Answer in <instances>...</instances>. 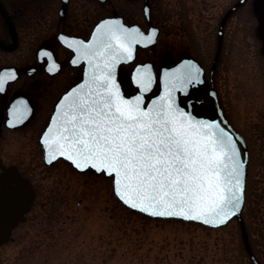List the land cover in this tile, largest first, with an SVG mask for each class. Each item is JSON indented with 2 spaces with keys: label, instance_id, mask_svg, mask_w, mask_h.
Returning <instances> with one entry per match:
<instances>
[{
  "label": "rangeland",
  "instance_id": "374dc122",
  "mask_svg": "<svg viewBox=\"0 0 264 264\" xmlns=\"http://www.w3.org/2000/svg\"><path fill=\"white\" fill-rule=\"evenodd\" d=\"M235 1L152 0L162 32L149 56L160 65L194 55L206 68L209 80L219 25ZM256 2H245L227 20L214 79L226 117L249 147V180L255 190L249 191L252 200L246 207V219L255 221L251 231L258 238L256 246L262 249L264 51L260 52L257 35L264 28L258 27L254 16ZM208 90L209 83L202 87V95ZM202 110H216L212 99ZM45 177L26 221L0 246V264H249L235 221L215 230L192 221L141 215L118 204L111 178L92 170L79 173L65 163ZM58 215L62 223L56 220ZM48 221L59 225L44 228ZM53 236L60 251L42 255Z\"/></svg>",
  "mask_w": 264,
  "mask_h": 264
},
{
  "label": "flooded vegetation",
  "instance_id": "af4514ba",
  "mask_svg": "<svg viewBox=\"0 0 264 264\" xmlns=\"http://www.w3.org/2000/svg\"><path fill=\"white\" fill-rule=\"evenodd\" d=\"M144 4L145 0H0V184L4 183L1 190L6 206L4 219L14 223L9 239L17 226L26 221L45 175L62 163L69 164L63 158L47 163L41 135L58 99L84 76L85 62L80 61L74 47L75 37L88 39L95 24L108 16L145 31L157 26L160 37L162 27L152 0L148 13ZM135 39L136 35L126 38ZM156 45H138L133 60L120 64L118 79L126 95L139 90L135 80L149 81L134 76L137 64L151 62L156 69L157 85L148 94L149 98L159 88L160 67L180 59L159 65L149 56ZM148 68L150 72V65ZM204 86L201 83L191 87L189 94L181 95L180 100L195 114L213 117L216 110H202V105L212 99L205 97L207 93L202 95ZM212 102L216 109L213 99ZM248 165L250 177V160ZM251 186L248 180L244 225L238 217L228 224L235 221L239 226L241 246L249 264H256L252 255L264 264V257H261L264 248L256 246L258 238L252 232L255 221L246 219V207L252 200L250 188L254 189Z\"/></svg>",
  "mask_w": 264,
  "mask_h": 264
},
{
  "label": "snow or ice",
  "instance_id": "6c2138e0",
  "mask_svg": "<svg viewBox=\"0 0 264 264\" xmlns=\"http://www.w3.org/2000/svg\"><path fill=\"white\" fill-rule=\"evenodd\" d=\"M110 36L121 39L115 31ZM118 47L131 58L129 47ZM101 86L104 91L73 101L62 113L64 127L55 141L59 154L81 170L90 166L113 175L117 194L140 211L185 219L215 215L222 223L229 214L224 206H238L233 188L240 187V164L234 146L213 131L219 125L193 122L171 105L165 111L141 110L139 97L123 100L111 85Z\"/></svg>",
  "mask_w": 264,
  "mask_h": 264
},
{
  "label": "water",
  "instance_id": "95a60500",
  "mask_svg": "<svg viewBox=\"0 0 264 264\" xmlns=\"http://www.w3.org/2000/svg\"><path fill=\"white\" fill-rule=\"evenodd\" d=\"M245 1L246 0L237 1L225 13L218 31L219 42L213 67L211 69L210 83L212 88L209 91V95L214 98L218 108V115H216L214 118H210L208 116H198L191 110L184 108L180 102V94H188L191 87L197 86L199 83L205 84L207 82L205 78V68L192 56H183L175 64L161 66L160 91L153 95L149 101L146 99V94L151 92L156 84V73L153 70L152 73H150L151 75H149L148 83L139 84L135 82L136 84L140 85L141 90L139 93L132 96H126L124 94L121 84L118 80V68L122 62H129L133 60L138 45L150 46L157 42L159 33V29L157 27H150V29L145 32L140 28L136 29L135 26L129 27L124 25L120 19L118 20L112 17H105L96 23L88 40L76 38L75 40L78 39V41H81L79 46L76 43L74 47L77 49L80 61L85 62L84 77L81 81L62 94V96L58 99L49 124L41 135V142L44 147V156L47 163L49 164V160L52 162L53 160L62 157L69 161L77 171L83 172L91 168L90 166L85 167L83 170L77 168L71 160L66 158V156H61L59 154V144L55 141L60 134V130L62 127H64V117L62 113L68 110V106L72 104L73 101L79 100L80 98H88L90 95L94 96L97 90L104 91V88L101 85L109 84L113 87L114 91L118 92L120 98L123 100L135 101L137 97H139L141 110H150L155 108L158 111H165L167 110L168 105H171L173 110L183 112L185 116H187L193 122L219 125V127L217 129H213V131L217 137L222 136L226 142H230L234 146L237 152L236 159L240 164V187L239 189L233 188L235 194L239 196L238 206H234L233 204L224 206V210L229 214L223 218L222 223L218 222L220 218L216 217L215 215H209L197 219H185L182 216H154L150 215L148 212L140 211L138 208H133L126 204L124 200H122L117 194L118 185L115 183L113 175H109L106 171H97L95 169L98 173L103 172L107 177H111L112 187L116 197L130 209L154 218H179L186 221H195L211 227L224 226L234 217H239L240 221L243 223L242 211L246 200V184L248 176V148L244 136L232 126V124L224 115L223 109L219 102L218 93L214 88V69L222 49L224 24L230 14ZM144 10L147 13L150 11L149 0H146ZM109 26H111V29ZM122 30L128 33H136V39L134 41L126 40L127 37L123 35ZM111 31H115L117 35L121 36L120 41L111 39ZM153 31L156 34L155 38L152 41H148L146 37ZM120 43L131 49L130 59L128 58L127 54L119 52L118 45ZM109 45H111V47H109ZM146 64L151 63L146 62L139 64L136 67L135 73L142 75V72L146 71ZM193 77L195 78V82L189 83V80ZM97 78H103V80H98ZM46 138L48 143H45ZM49 145H51V147H49ZM242 146L244 151L242 150ZM53 156L55 158H52ZM233 184H235V181H233ZM3 185L4 183L0 184V244L8 240L11 228L14 224L13 222H7V220L4 219L6 206L4 203V197L1 194ZM204 219H209L213 222L205 223ZM252 257H254L256 264H261L254 255H252Z\"/></svg>",
  "mask_w": 264,
  "mask_h": 264
},
{
  "label": "trees",
  "instance_id": "16d2710c",
  "mask_svg": "<svg viewBox=\"0 0 264 264\" xmlns=\"http://www.w3.org/2000/svg\"><path fill=\"white\" fill-rule=\"evenodd\" d=\"M256 1L257 2L255 3V7H254V10H253L254 16L256 17V19L259 20L258 27L259 28H262V27L264 28V0H260L259 2H258V0H256ZM257 38L260 41V47H261L260 52L263 53V51H264V32L258 33ZM118 204L122 205L119 201H118ZM56 220H59V222L62 223V221H61L62 219L60 220V215H58ZM46 224H47V222H46ZM46 224H45L44 228L45 227L46 228L51 227V230H52V229H54L57 226L58 223H56L54 221L53 225H51V224H49V221H48V224L47 225ZM36 249H41V247L36 248ZM45 249H46V251L45 250L42 251V255H44V253H46V252H47L46 254H50V253H55V252H59L60 251V247L58 246V240L56 239V236H53L52 240L50 242L45 243ZM31 252L33 253L34 251H31ZM40 252L41 251H39V252L35 251L34 254L35 253H40Z\"/></svg>",
  "mask_w": 264,
  "mask_h": 264
},
{
  "label": "bare ground",
  "instance_id": "6f19581e",
  "mask_svg": "<svg viewBox=\"0 0 264 264\" xmlns=\"http://www.w3.org/2000/svg\"><path fill=\"white\" fill-rule=\"evenodd\" d=\"M55 108V107H54ZM69 165V164H68ZM69 167L74 170V171H77L71 164L69 165ZM87 170H85L84 172H86Z\"/></svg>",
  "mask_w": 264,
  "mask_h": 264
}]
</instances>
